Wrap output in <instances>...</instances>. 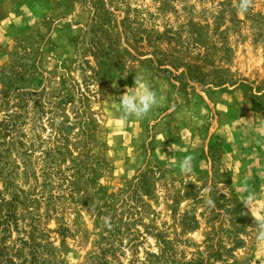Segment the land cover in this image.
<instances>
[{
  "label": "rangeland",
  "instance_id": "obj_1",
  "mask_svg": "<svg viewBox=\"0 0 264 264\" xmlns=\"http://www.w3.org/2000/svg\"><path fill=\"white\" fill-rule=\"evenodd\" d=\"M237 4L0 0V264H264V0ZM136 76L162 103L122 123Z\"/></svg>",
  "mask_w": 264,
  "mask_h": 264
},
{
  "label": "clouds",
  "instance_id": "obj_2",
  "mask_svg": "<svg viewBox=\"0 0 264 264\" xmlns=\"http://www.w3.org/2000/svg\"><path fill=\"white\" fill-rule=\"evenodd\" d=\"M253 0H238L237 8L240 13H247L252 6ZM134 87H131L132 91H128L127 88L123 95L120 97V121L122 123L129 119L135 118L143 120L149 116V114L162 103V98L158 97L154 88L147 82L142 76H136L134 81ZM256 127L260 130L258 135L261 140H264V118H260ZM194 157L188 155L179 162V168L182 174L188 175L193 171ZM244 188L246 195L241 200L245 207L251 214V209L257 207V195L247 186V182H244ZM211 190L205 189L206 199L205 204L209 207H215V202L211 198ZM257 211L261 213L259 216H252L255 222V242L257 247L264 251V209L257 207Z\"/></svg>",
  "mask_w": 264,
  "mask_h": 264
}]
</instances>
